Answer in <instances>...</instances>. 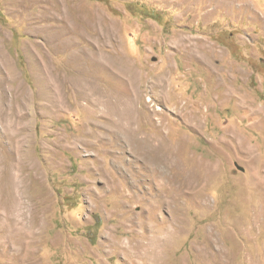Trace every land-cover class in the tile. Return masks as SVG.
<instances>
[{
	"label": "rangeland",
	"instance_id": "obj_1",
	"mask_svg": "<svg viewBox=\"0 0 264 264\" xmlns=\"http://www.w3.org/2000/svg\"><path fill=\"white\" fill-rule=\"evenodd\" d=\"M261 209L264 0H0V264H264Z\"/></svg>",
	"mask_w": 264,
	"mask_h": 264
},
{
	"label": "bare ground",
	"instance_id": "obj_2",
	"mask_svg": "<svg viewBox=\"0 0 264 264\" xmlns=\"http://www.w3.org/2000/svg\"><path fill=\"white\" fill-rule=\"evenodd\" d=\"M29 6V5H28ZM65 32V31H64ZM64 32H62V33H60L61 35L64 33ZM67 32H68V30H67ZM66 35V34H65ZM81 54V53H80ZM84 57V55H82L81 54V57L79 56L78 58H76V59H74L75 60V62H77V64L79 65V68H77V71L80 73V74H82V75H80V74H78L79 76H78V80L77 81H75V83H74V85L75 86H77V87H80L83 91L82 92H84V93H86L87 92V89H88V87H89V82L91 81H89L88 80V78L84 75L83 76V73H84V71H85V69H86V66L88 65H86V63H88V62H86V61H84L82 58ZM97 57H99V56H96V58ZM96 58H91V57H89V56H86L85 57V59H90V60H92L93 61V63L94 64H97V63H101V61L99 60V59H96ZM106 59H108L107 57H106ZM118 60V59H117ZM120 60V59H119ZM100 61V62H99ZM109 61H111V60H109ZM103 62V61H102ZM111 63H113V62H111ZM110 63V64H111ZM116 65L115 66H118V68L121 66V62L120 61H116V63H115ZM76 66V65H75ZM78 67V66H77ZM100 67H103V65L102 66H100ZM104 67H105V65H104ZM103 67V68H104ZM108 69V68H107ZM106 70V69H105ZM109 70V69H108ZM118 70V69H117ZM103 71H104V69H103ZM106 72V71H105ZM110 72H111V70H110ZM77 73V72H76ZM86 73V72H85ZM107 73V72H106ZM112 73V72H111ZM114 74V73H113ZM113 74H110L111 75V77H114L115 78V76H116V74H115V76H112ZM109 75V74H108ZM110 77V76H109ZM90 78V77H89ZM116 78H117V76H116ZM115 78V79H116ZM90 89H88V91H89ZM79 91H81V90H79ZM91 91V90H90ZM85 95V94H84ZM112 126V125H111ZM113 127L115 128V132L116 133H121V132H123L124 130H128L129 129V127H127V126H125V125H122L121 123H115V124H113ZM112 133V132H111ZM128 134V133H127ZM130 136V135H129ZM138 139V138H137ZM137 139L136 138H133V140H135V142H134V147L136 148V150H138V152L137 153H145V157H147L148 158V160H147V162L148 163H153L154 165H159V167L160 166H162V165H167V163H169L171 160H170V156H169V154L167 153V151H164V153H161V150H157V149H154V146H152L150 143H148L147 141H141V142H138L137 141ZM116 141V140H115ZM129 142L130 141H132V139H130V140H128ZM133 144V143H132ZM162 144V143H161ZM160 145V144H159ZM157 147V146H156ZM160 148V147H159ZM163 148V147H162ZM99 150V149H98ZM155 150H157L155 153H156V155H153L154 154V151ZM167 150V149H166ZM97 151V150H96ZM149 154V155H148ZM141 157V156H140ZM172 159V158H171ZM152 164V165H153ZM166 167V166H165ZM157 168H158V166H157ZM156 167H155V169H157ZM158 170H159V168H158ZM157 171V170H156ZM207 172V171H206ZM155 173V172H154ZM156 173H158V172H156ZM163 174V173H162ZM162 174H160V175H162ZM163 177H164V175H163ZM168 177V176H167ZM259 179H260V177H258ZM168 180V179H167ZM171 183V182H170ZM192 183V182H191ZM168 184V183H167ZM170 186V185H169ZM168 186V187H169ZM161 203V202H160ZM165 203V202H164ZM179 219V218H178ZM264 219V209H261V214H259L255 219H254V223L256 224V226L257 225H259L260 224V222H261V220H263ZM175 220V219H174ZM176 222V221H175ZM178 223V222H177ZM253 223V224H254ZM176 224V223H175ZM178 225V224H177ZM258 228V227H257ZM252 229H254V226L252 227ZM252 229H250L249 231H248V233L252 230ZM172 231V230H171ZM243 232V231H242ZM241 234V233H240ZM243 234V233H242ZM241 234V235H242ZM256 234V233H255ZM249 237V236H248ZM217 240V239H216ZM216 240L214 241V242H216ZM253 239L251 238V237H249V239H248V241H252ZM228 242V241H227ZM222 244V243H221ZM213 245H215V244H213ZM218 246V245H217ZM223 246H224V244H223ZM219 247V246H218ZM221 248V247H220ZM225 251V250H224ZM226 252H227V250H226ZM217 254L219 255V257H223V255L225 254L224 252H222V250H217ZM228 254H229V251L227 252V254H226V256L225 257H223V259H222V261L225 263V264H233L232 263V260H230V262L228 261ZM154 257V256H153Z\"/></svg>",
	"mask_w": 264,
	"mask_h": 264
}]
</instances>
